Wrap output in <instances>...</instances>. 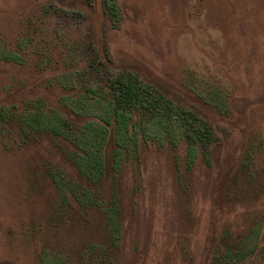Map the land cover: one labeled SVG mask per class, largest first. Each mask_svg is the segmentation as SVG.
I'll list each match as a JSON object with an SVG mask.
<instances>
[{
    "label": "rangeland",
    "instance_id": "rangeland-1",
    "mask_svg": "<svg viewBox=\"0 0 264 264\" xmlns=\"http://www.w3.org/2000/svg\"><path fill=\"white\" fill-rule=\"evenodd\" d=\"M117 1L119 23L103 0H0V36L12 49L29 44L23 63L0 61V264H41L44 251L88 264L86 248L108 241L102 209L59 210L51 175L85 185L78 149L45 131L25 139L1 116L17 120L40 106L48 122L103 124L102 103L87 90L98 74L85 72L86 42L88 56L136 68L219 136L191 162L184 141L171 144L176 125L159 129L152 112L131 113L138 152L120 148L122 235L112 263L213 264L231 231L253 249L238 264H264V0ZM108 128L99 188L107 202L117 148Z\"/></svg>",
    "mask_w": 264,
    "mask_h": 264
},
{
    "label": "trees",
    "instance_id": "trees-1",
    "mask_svg": "<svg viewBox=\"0 0 264 264\" xmlns=\"http://www.w3.org/2000/svg\"><path fill=\"white\" fill-rule=\"evenodd\" d=\"M92 4V0H87ZM104 12L110 20L115 23L121 21L120 6L117 0H103ZM70 21H74L72 15L68 16ZM85 39H89V35ZM17 43L12 49L9 43L0 36V61L18 62L25 61L22 46ZM21 47V48H20ZM19 48V51L17 50ZM90 51H89V50ZM85 50L86 71L90 76L98 74L90 87V92L94 99L102 103L103 113L97 116L101 122L77 124L71 120L57 115L55 120L50 122L44 120L48 115L42 111L40 106L32 112L28 109L21 113L17 120L9 119L2 114L3 122L9 121L20 125L21 136L29 139L35 132L45 131L57 137H64L70 141L77 149L73 152L72 159L80 176L85 180L82 183H74L59 179L51 175L56 183L59 196V210H71L75 203L80 208L88 210L99 208L104 211L105 232L108 241L103 245H91L87 249L88 264H113V252L120 246L122 235V225L120 221V207L117 194V180L121 163V151L123 146L131 149V144H135L134 149L138 152V141L130 125L131 113L148 110L152 112L153 124L156 128L163 129L170 125L177 126V133L172 139V145L184 141L187 144L188 159L194 162L198 150L209 151L213 144L219 142L214 126L196 111L181 104L178 98L172 96L169 91L153 80L142 78L136 68H116L112 66L111 60L106 54V58L88 56L93 53L92 45L86 42ZM107 53V52H106ZM94 73V74H91ZM104 99V101H101ZM34 106V104H33ZM85 108V107H84ZM31 109V108H30ZM78 114L81 111L78 109ZM110 126L114 127V138L117 148L114 150L113 158L115 171L113 172V190L110 199L107 201L100 198L101 181L105 174L104 153ZM108 204V206H107ZM231 231H227L222 237L225 250L214 257L213 264H238L239 258L246 253H252L253 249L243 247L237 243L238 237ZM250 239V236H246ZM236 240V242H235ZM247 242V241H246ZM246 242H244L246 244ZM243 245V244H242ZM115 249V250H114ZM244 251V252H243ZM235 255V257H234ZM85 262V260H82ZM86 263V262H85ZM41 264H63L59 255L44 251L41 257ZM70 264L72 262L70 261ZM87 264V263H86Z\"/></svg>",
    "mask_w": 264,
    "mask_h": 264
}]
</instances>
